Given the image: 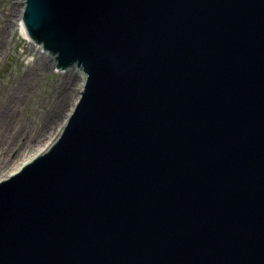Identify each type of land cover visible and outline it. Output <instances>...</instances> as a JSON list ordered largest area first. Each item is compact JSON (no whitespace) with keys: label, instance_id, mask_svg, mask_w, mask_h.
Instances as JSON below:
<instances>
[{"label":"water","instance_id":"obj_1","mask_svg":"<svg viewBox=\"0 0 264 264\" xmlns=\"http://www.w3.org/2000/svg\"><path fill=\"white\" fill-rule=\"evenodd\" d=\"M21 19L85 79L0 179V264H264V0H24Z\"/></svg>","mask_w":264,"mask_h":264},{"label":"rangeland","instance_id":"obj_2","mask_svg":"<svg viewBox=\"0 0 264 264\" xmlns=\"http://www.w3.org/2000/svg\"><path fill=\"white\" fill-rule=\"evenodd\" d=\"M21 2L22 0H0V29H3V25L10 20V26H5L4 37L0 41V108L6 103L13 89L21 83L26 82L29 91V95L20 100L12 125L6 129L4 137H10L9 142L18 141L19 145L26 142L27 138L30 139L31 144L41 145L46 140L50 141L58 133L65 103L60 115L55 113V108L65 99L69 103L68 94L78 88L80 74L75 67L54 71L51 58L44 52L38 51L22 35L21 24L15 22ZM42 58L47 60L48 65L39 70L41 63L37 62L33 71L34 78L31 80L29 68ZM68 76L71 77L70 80ZM9 131L11 133L7 134ZM24 151L23 153L21 148L20 152L23 155L19 152L20 157L18 156L17 161L28 155L27 149ZM17 161L15 159L8 169H11ZM6 172L7 170L0 172V176Z\"/></svg>","mask_w":264,"mask_h":264},{"label":"bare ground","instance_id":"obj_3","mask_svg":"<svg viewBox=\"0 0 264 264\" xmlns=\"http://www.w3.org/2000/svg\"><path fill=\"white\" fill-rule=\"evenodd\" d=\"M22 7H23V2L20 3L19 8L17 10L18 14H17V17L15 19L16 23H20L19 19H20ZM6 25L10 26V20L8 22H6ZM6 25H3L4 28L0 29L1 30L0 31V41H2L1 39H2V37H4L3 35L5 33V28H6L5 26ZM21 33L26 39H28L30 41L29 37L26 35V33L24 32L22 27H21ZM32 45L35 46L38 49V51H40V45H38L36 43H32ZM0 49H1V46H0ZM44 53L51 58V55L48 52H44ZM37 62L41 63L39 70L48 65L47 60L45 58H42L41 61H36L34 63L35 65L32 68L30 67L31 69L29 68L31 80L34 78L33 71H34V68H35ZM78 73L80 74V72H78ZM68 78L70 80L71 77L68 76ZM72 91H75V92H72ZM72 91L70 92V94H68L69 103L66 102V99H65L62 104L58 105L55 108V113H59V115H60V111L62 112V107L65 103V109H63L62 118L60 121L61 124L58 125V132L60 131L61 126L63 125V121L69 115L71 107H74V105H75V102L78 98L79 84H78V88H76V90L74 89ZM28 92L29 91H28L27 83L26 82L21 83L20 85H18L17 87H15L13 89V92L11 95L8 96V100L6 101V103H4L2 108H0V143H2V145H0V172L7 170V172L5 174L0 176V179L8 176L10 173L17 170L19 168V166H21L24 162L31 159L36 154L42 152L45 148H47V146H49V144L54 139V138H52V139H50V141L46 140L43 142V144L40 145V144H31L30 139L27 138L26 142H23L21 145H19L18 141L13 143V141H15V140H11V142H9L8 140L10 137L9 138L4 137L6 134V129L8 128V126L12 125V120L14 118L15 112L20 106V100L23 99L24 97L28 96L29 95ZM17 129H19V127ZM10 133H11V131H9L7 134H10ZM45 142H46V144H44ZM21 148H22V152L25 149H27L28 155L25 158H22V159L17 161L18 156H19V152L21 151ZM22 152H20V153H22ZM23 153L20 155H23ZM15 159L17 161L16 164L11 169H8V167L11 165V163Z\"/></svg>","mask_w":264,"mask_h":264}]
</instances>
